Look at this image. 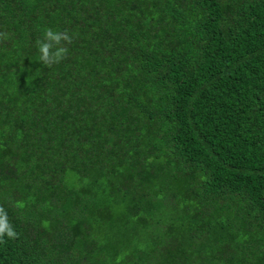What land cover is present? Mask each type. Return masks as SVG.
<instances>
[{
    "label": "trees",
    "instance_id": "trees-1",
    "mask_svg": "<svg viewBox=\"0 0 264 264\" xmlns=\"http://www.w3.org/2000/svg\"><path fill=\"white\" fill-rule=\"evenodd\" d=\"M0 209V264H264V0H0Z\"/></svg>",
    "mask_w": 264,
    "mask_h": 264
},
{
    "label": "clouds",
    "instance_id": "clouds-1",
    "mask_svg": "<svg viewBox=\"0 0 264 264\" xmlns=\"http://www.w3.org/2000/svg\"><path fill=\"white\" fill-rule=\"evenodd\" d=\"M42 36L43 39L36 41L37 59L45 67H48L50 64L57 63L65 57L68 50L66 47L61 46V41H68L70 37L51 28L44 29ZM0 233L6 234L8 237L15 236V232L8 222L7 215L2 209H0Z\"/></svg>",
    "mask_w": 264,
    "mask_h": 264
}]
</instances>
